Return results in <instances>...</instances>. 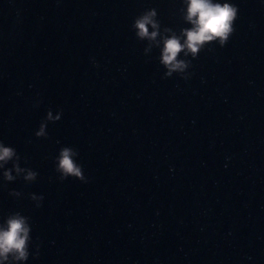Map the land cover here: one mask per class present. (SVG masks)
I'll return each mask as SVG.
<instances>
[{
  "label": "water",
  "instance_id": "water-1",
  "mask_svg": "<svg viewBox=\"0 0 264 264\" xmlns=\"http://www.w3.org/2000/svg\"><path fill=\"white\" fill-rule=\"evenodd\" d=\"M231 2L225 45L166 74L183 0H0L4 168L36 173L0 168V223L30 225L6 264H264V3ZM148 9L155 40L132 27ZM64 147L83 181L60 178Z\"/></svg>",
  "mask_w": 264,
  "mask_h": 264
},
{
  "label": "clouds",
  "instance_id": "clouds-1",
  "mask_svg": "<svg viewBox=\"0 0 264 264\" xmlns=\"http://www.w3.org/2000/svg\"><path fill=\"white\" fill-rule=\"evenodd\" d=\"M264 3V0H261ZM183 18L191 27L182 29L183 42L181 36L172 34L161 37L162 47L160 52L161 63L169 70L183 69L186 65L182 60H177V54L184 51L185 55L191 53L195 56L199 49L206 43L216 41L221 47L228 41L234 31V22L237 18L238 8L231 0H183ZM155 9H148L144 13L134 18L132 27L136 29L138 37H147L155 40L158 33V23L155 20ZM152 31L149 32L148 28ZM167 31V30H166ZM48 120L59 119L52 116L51 112L46 115ZM36 136L44 135V124L42 123L35 133ZM75 153L68 147L62 148L56 159V170L61 179L75 177L83 181L84 177L81 168L73 160ZM16 156L14 148L0 142V168L5 181H11L17 174L26 173L24 179L31 181L35 179L36 173L18 167L13 163L11 170L4 168V165ZM13 195L19 193L12 192ZM32 199L42 200L43 197L32 196ZM30 225L27 217L19 212L8 214L2 223H0V264H6L10 257L12 261H26L28 258V242Z\"/></svg>",
  "mask_w": 264,
  "mask_h": 264
}]
</instances>
